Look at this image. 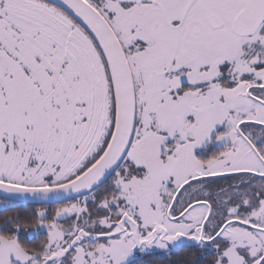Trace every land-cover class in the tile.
I'll return each instance as SVG.
<instances>
[{
  "label": "snow or ice",
  "instance_id": "1",
  "mask_svg": "<svg viewBox=\"0 0 264 264\" xmlns=\"http://www.w3.org/2000/svg\"><path fill=\"white\" fill-rule=\"evenodd\" d=\"M0 264H264V0H0Z\"/></svg>",
  "mask_w": 264,
  "mask_h": 264
}]
</instances>
